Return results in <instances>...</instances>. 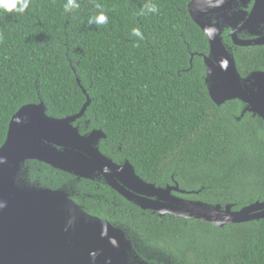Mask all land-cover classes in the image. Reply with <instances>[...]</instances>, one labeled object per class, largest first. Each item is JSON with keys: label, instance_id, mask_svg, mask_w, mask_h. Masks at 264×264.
<instances>
[{"label": "trees", "instance_id": "obj_1", "mask_svg": "<svg viewBox=\"0 0 264 264\" xmlns=\"http://www.w3.org/2000/svg\"><path fill=\"white\" fill-rule=\"evenodd\" d=\"M192 0H31L23 14L0 9V148L12 118L29 104L66 118L85 135L103 130L101 152L129 161L148 183L177 182L182 198L240 210L264 201V120L242 116L239 100L217 106L206 84L210 45L193 21ZM97 4L102 7L98 9ZM104 11L108 22L88 25ZM139 27L144 39L132 35ZM242 77L264 71V46L235 51ZM194 57L192 58V56ZM80 81V84L78 82ZM83 87V88H82ZM26 184L62 189L89 214L123 229L147 264H264V219L216 227L160 217L103 181L78 179L38 161Z\"/></svg>", "mask_w": 264, "mask_h": 264}, {"label": "water", "instance_id": "obj_2", "mask_svg": "<svg viewBox=\"0 0 264 264\" xmlns=\"http://www.w3.org/2000/svg\"><path fill=\"white\" fill-rule=\"evenodd\" d=\"M233 1L192 0L188 6L210 45L209 54L202 56L206 84L217 106L239 100L245 105L242 116L249 112L264 120V71L242 77L222 31L231 28L238 47L264 46V36L254 41L234 37L241 17L233 11ZM218 12L223 14V25L211 20ZM262 25L264 0H256L240 29L261 35ZM83 92L87 101L76 115L51 117L41 101L23 106L11 120L0 148V157L5 159L0 163V203L5 204L0 208V264H147L123 229L89 214L65 190L26 184L21 175L29 161L45 163L78 179L101 180L129 203L160 217L173 215L216 227L264 219V201L234 210L231 204L223 207L188 200L175 194L191 193L180 189L178 183L165 187L148 183L129 161L116 163L105 156L100 150L101 141L107 138L105 132L93 130L83 135L75 125L91 103L84 88Z\"/></svg>", "mask_w": 264, "mask_h": 264}, {"label": "flooded vegetation", "instance_id": "obj_3", "mask_svg": "<svg viewBox=\"0 0 264 264\" xmlns=\"http://www.w3.org/2000/svg\"><path fill=\"white\" fill-rule=\"evenodd\" d=\"M243 0H234L232 2V8L233 11H237V14L241 17V23L235 25V28H237V30L234 32V37H236L237 39H240L241 41H254L256 40L259 36H264V27H260L261 28V35H257L256 31H253V33H251L248 29H240L243 27L244 25V21H246L249 17V14L252 12L254 6H255V1L256 0H246L245 3H242ZM239 12V13H238ZM225 13V12H224ZM223 14L222 12H218V13H213L211 16V20L213 23L216 22H221V24L223 25L224 22L222 20ZM225 21L227 22V18L225 19ZM230 21V19H229ZM259 30V29H258ZM232 33V29L228 28V27H223V31H222V38L224 40L225 45L228 47V49H231L232 51H237L238 48H248V47H238L235 45L234 43V39L231 35ZM257 71H263V70H256V71H252L250 73H248L247 76H245L244 78L248 77L249 75H251L254 72ZM242 76V75H241ZM101 181V180H98ZM177 182H174L173 184H167V185H174ZM165 187V186H164ZM177 196L178 193H175Z\"/></svg>", "mask_w": 264, "mask_h": 264}, {"label": "clouds", "instance_id": "obj_4", "mask_svg": "<svg viewBox=\"0 0 264 264\" xmlns=\"http://www.w3.org/2000/svg\"><path fill=\"white\" fill-rule=\"evenodd\" d=\"M31 3V0H0V9L7 13H17V14H23L28 8ZM80 4L78 3V0H66V3L64 4V11L66 13L71 12L73 9L79 8ZM96 7L100 9L102 6L100 4H97ZM146 9L148 13H157L158 8L155 4L151 3L150 0L146 2L142 6V12ZM108 16L104 11H100L95 16H90L88 19V25L91 26L93 24L95 25H103L108 22ZM264 27V25H262ZM132 35L137 37L139 40H143L144 36L139 27L132 29ZM21 122V121H20ZM5 162V159L3 157H0V163ZM4 203H0V208L4 207Z\"/></svg>", "mask_w": 264, "mask_h": 264}]
</instances>
